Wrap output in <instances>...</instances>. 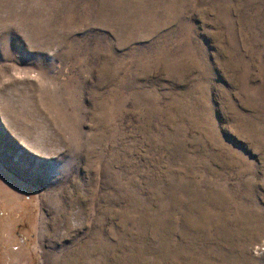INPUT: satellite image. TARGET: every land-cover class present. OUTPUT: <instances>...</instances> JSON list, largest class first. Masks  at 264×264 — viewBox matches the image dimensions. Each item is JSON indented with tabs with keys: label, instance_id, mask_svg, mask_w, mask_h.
I'll return each mask as SVG.
<instances>
[{
	"label": "rangeland",
	"instance_id": "374dc122",
	"mask_svg": "<svg viewBox=\"0 0 264 264\" xmlns=\"http://www.w3.org/2000/svg\"><path fill=\"white\" fill-rule=\"evenodd\" d=\"M0 264H264V0H0Z\"/></svg>",
	"mask_w": 264,
	"mask_h": 264
}]
</instances>
